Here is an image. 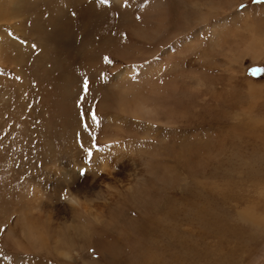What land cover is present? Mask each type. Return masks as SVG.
<instances>
[{"label": "rangeland", "instance_id": "374dc122", "mask_svg": "<svg viewBox=\"0 0 264 264\" xmlns=\"http://www.w3.org/2000/svg\"><path fill=\"white\" fill-rule=\"evenodd\" d=\"M248 43L264 0H0V264H264Z\"/></svg>", "mask_w": 264, "mask_h": 264}, {"label": "bare ground", "instance_id": "6f19581e", "mask_svg": "<svg viewBox=\"0 0 264 264\" xmlns=\"http://www.w3.org/2000/svg\"><path fill=\"white\" fill-rule=\"evenodd\" d=\"M11 1H13V0H11ZM19 1H21V0H19ZM25 1V0H24ZM16 3V2H15ZM4 4V3H3ZM20 4V3H19ZM205 4H207V3H205ZM24 8V7H23ZM2 9V8H1ZM21 9V7L19 8V10ZM11 10V9H10ZM16 11H18V10H16ZM11 12V11H10ZM9 12V13H10ZM2 13V12H1ZM243 51L245 52V53H248V54H252L254 57H257V58H260L261 56H264V49H262V48H260V47H256L255 48V46H253L252 44H250V43H248V44H246V46H244V48H243ZM123 100V99H122ZM124 101V100H123ZM137 101V100H136ZM122 102V101H121ZM136 103V102H135ZM134 104V103H133ZM121 107H122V109L123 110H126V111H130V112H137V111H140V110H142L143 109V107H142V105L141 104H136L135 105V107L132 109V108H130V106L126 103V104H122L121 105ZM120 107V108H121ZM130 115V114H129ZM76 200V199H75ZM77 202V201H76ZM253 217V216H252ZM245 223L248 221V222H251V223H249L250 225L251 224H253V222H252V218H251V220H250V218L248 219L247 217H245V216H243V215H241V217H240ZM247 222V223H248ZM255 225V224H254ZM141 234V233H140ZM111 245V244H110ZM106 250V249H105ZM116 250V249H115ZM109 254V253H108ZM151 258V257H150Z\"/></svg>", "mask_w": 264, "mask_h": 264}, {"label": "clouds", "instance_id": "9594fccd", "mask_svg": "<svg viewBox=\"0 0 264 264\" xmlns=\"http://www.w3.org/2000/svg\"><path fill=\"white\" fill-rule=\"evenodd\" d=\"M68 203L70 206H72L75 203V201H74V199H69ZM62 258L65 260H69V261H71V259H72V257L70 255H67V254H64Z\"/></svg>", "mask_w": 264, "mask_h": 264}, {"label": "snow or ice", "instance_id": "6c2138e0", "mask_svg": "<svg viewBox=\"0 0 264 264\" xmlns=\"http://www.w3.org/2000/svg\"><path fill=\"white\" fill-rule=\"evenodd\" d=\"M105 61H106V62H109L107 57L105 58ZM83 90H84L85 92L88 90V82H87V80H85V81L83 82ZM92 118L95 120V119H96L95 115H93Z\"/></svg>", "mask_w": 264, "mask_h": 264}]
</instances>
